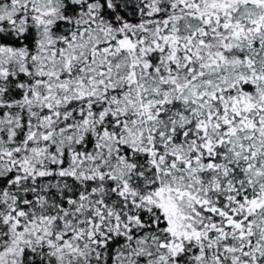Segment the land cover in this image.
Here are the masks:
<instances>
[{
	"label": "snow or ice",
	"instance_id": "6c2138e0",
	"mask_svg": "<svg viewBox=\"0 0 264 264\" xmlns=\"http://www.w3.org/2000/svg\"><path fill=\"white\" fill-rule=\"evenodd\" d=\"M0 264H264V0H0Z\"/></svg>",
	"mask_w": 264,
	"mask_h": 264
}]
</instances>
